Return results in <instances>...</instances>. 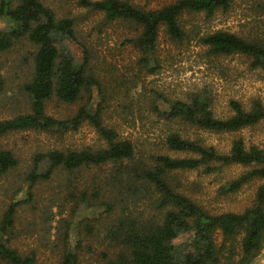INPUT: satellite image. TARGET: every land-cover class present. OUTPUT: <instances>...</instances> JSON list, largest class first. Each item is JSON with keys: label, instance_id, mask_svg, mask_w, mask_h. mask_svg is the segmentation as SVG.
Returning a JSON list of instances; mask_svg holds the SVG:
<instances>
[{"label": "trees", "instance_id": "trees-1", "mask_svg": "<svg viewBox=\"0 0 264 264\" xmlns=\"http://www.w3.org/2000/svg\"><path fill=\"white\" fill-rule=\"evenodd\" d=\"M232 3L233 0H175L151 9L127 0H80L84 8L102 12L105 25L120 23L133 33L127 41L137 51L138 66L146 75L156 74L164 63L159 55L161 32L175 48L195 41L208 56L241 54L249 58L251 69L264 72L263 43L223 30L202 32L195 23L188 29L185 26L184 14L209 19L218 11L227 12ZM257 6L264 11V0H257ZM21 40H27L34 49L32 77L22 86L28 105L23 113L0 121V137L22 131L66 133L88 123L103 145L97 149H56L35 154L23 177L26 199L9 203L0 219V264H38L34 253H19L9 245V239L17 208L33 202L34 188L53 179L58 188H66L63 193L76 205L90 207L95 203L104 208L102 217L92 218L87 225L91 236L96 229L101 230L99 225L109 224L107 239L116 255L109 258L102 253L104 264H253L264 248V151L246 149L237 139L227 154H220L199 139L191 140L178 127L236 133L264 120V106L259 100H253L249 109L231 101L232 115L219 118L206 95L195 93L186 100H170L157 92L147 96L142 87L139 95L129 98V105L149 107L155 123L167 129L166 149L188 155L157 153L144 162L138 159L131 141L104 125L107 100L92 72L91 50L83 45L82 63L77 64L65 47L68 41L79 43L72 19L58 18L40 0H0V54L10 52ZM2 84L0 79V89ZM95 89L99 101L94 104ZM54 100L79 107L72 117L55 119L45 112L47 103ZM158 101L165 103L166 109ZM18 165L12 151L0 149V181ZM231 165L248 170L224 184L222 192L236 193L252 181H261L253 204L241 213H207L178 190L181 186L174 179L177 172L203 168L209 174ZM139 205H149L151 210L133 212L132 208ZM218 236L220 244L216 242ZM183 237V242L176 243ZM56 240L63 244L58 264H79L83 247L81 242L69 245L68 227L63 234L58 232Z\"/></svg>", "mask_w": 264, "mask_h": 264}, {"label": "rangeland", "instance_id": "rangeland-1", "mask_svg": "<svg viewBox=\"0 0 264 264\" xmlns=\"http://www.w3.org/2000/svg\"><path fill=\"white\" fill-rule=\"evenodd\" d=\"M40 1L52 9L58 18L74 21L76 37L81 45L68 41L65 47L77 64L82 63L83 45L91 50L92 72L107 100L105 105L108 109L104 113L103 123L113 128L120 138L131 141L138 159L144 162L157 153L171 157L188 155L166 149L164 138L167 129L155 123L156 118L149 107L129 105V98L139 95L142 87L147 96L157 92L170 100H186L195 93L206 95L211 99L215 117L219 118L232 115L231 101L240 102L246 109L250 108L253 100H259L264 106V72L251 69L250 60L244 55L208 56L205 48L195 41L181 49L175 48L161 32L159 55L164 63L156 74L146 75L138 66L137 51L127 41L133 33L120 23L105 25L103 13L84 8L80 0ZM127 1L157 9L175 0ZM182 18L187 29L195 23L202 32L223 30L264 44V11L258 8L257 0H233L227 12L218 11L209 19L203 15L187 14ZM32 54L33 46L27 40L19 41L10 52L0 54V79L3 81L0 89V121L11 119L27 109L28 99L22 92V86L32 77ZM98 93L97 89L93 91L94 104L99 101ZM158 105L166 109L165 103L158 101ZM78 107L54 100L47 103L45 112L55 119H68ZM178 128L191 140L199 139L220 154H227L237 139L243 141L246 149L255 147L264 151V120L236 133H210L184 126ZM101 145L103 140L88 123L82 124L77 131L66 133L22 131L0 137V149L12 151L19 162L0 181V219L9 203L26 199L27 186L22 184L23 177L35 154L56 149H97ZM218 168L209 174L203 168L177 172L174 179L181 186L178 190L207 213H241L253 204L261 181H252L236 193H224L221 187L238 178L248 168L240 165ZM65 190L60 186L58 188L54 179L34 188L33 202L17 208L9 245L21 254L34 253L38 264H58L62 258L63 244L56 240V236L58 232L63 234L68 227L69 245L74 247L81 242L83 247L79 264H104V253L109 258L116 255L107 239L109 224L106 223L105 227L99 225L101 230L96 229L91 236L87 234V225L92 218L102 217L104 208L95 203L90 207L79 203L76 205V201L63 193ZM132 209L133 212H145L151 207L139 205V208ZM184 240L183 237L176 243ZM221 240L218 236L216 242L220 244ZM253 264H264V248Z\"/></svg>", "mask_w": 264, "mask_h": 264}]
</instances>
